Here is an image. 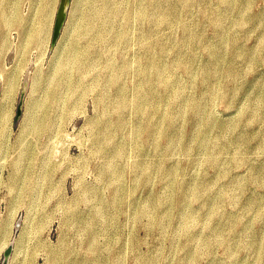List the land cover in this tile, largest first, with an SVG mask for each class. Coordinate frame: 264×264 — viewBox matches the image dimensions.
<instances>
[{"label": "rangeland", "instance_id": "obj_1", "mask_svg": "<svg viewBox=\"0 0 264 264\" xmlns=\"http://www.w3.org/2000/svg\"><path fill=\"white\" fill-rule=\"evenodd\" d=\"M37 2L0 33V264H264V0H69L54 45Z\"/></svg>", "mask_w": 264, "mask_h": 264}, {"label": "bare ground", "instance_id": "obj_2", "mask_svg": "<svg viewBox=\"0 0 264 264\" xmlns=\"http://www.w3.org/2000/svg\"><path fill=\"white\" fill-rule=\"evenodd\" d=\"M24 1L25 0H2L0 2V33H4L3 30H5V28H4L5 26H14L15 29H18V30H20L22 32L23 31H26L25 28H23V26H22L24 20L26 19V17H25L26 15L20 13V9H21V6H22V4H23ZM26 1H35V0H26ZM38 1H39V2H37L38 3V6L36 8H33V10H30L29 11V14L27 13V18H30L31 14L32 15L33 14H35V15L37 14L38 15V25L34 29H31L32 31L29 30L30 33L27 35L28 36L27 37L28 39H35V40L36 39H38V40L42 39L43 30L45 28L44 27V24L48 21V19L50 17L55 18V16H57L56 10L60 6V3H61L62 0H38ZM7 2H9L11 4V7L12 8L10 10L6 6V3ZM26 44H27V42H26ZM78 45L79 44H77V43H73V45L71 47V52L69 54V59H68V61L63 62L62 64L58 65V69H57L58 70V73L63 74L64 72L67 71L68 64L71 61L72 62L73 61H78L80 58L84 57V56H81V54L79 53L80 50H79V46ZM233 74H235V73H233ZM0 75L3 78H7V73H6V71H5V69H4V67H3V65H2L1 62H0ZM230 77L235 78L233 76H230ZM7 80H8V84H10V85H12L14 83L13 80L11 81V77H9ZM26 85H27V82L25 83V86ZM25 88L26 87H24V89ZM6 92H7V90H6ZM213 96H215V95H213Z\"/></svg>", "mask_w": 264, "mask_h": 264}, {"label": "water", "instance_id": "obj_3", "mask_svg": "<svg viewBox=\"0 0 264 264\" xmlns=\"http://www.w3.org/2000/svg\"><path fill=\"white\" fill-rule=\"evenodd\" d=\"M68 6H69V0H62L57 12V16H56V22H55V26H54V32H53V37H52V45H54L57 40L59 39L61 33H62V28L64 25V21L66 18V13L68 10ZM23 103V98L21 99V104ZM20 112V111H19ZM13 251V247L9 246L8 248H6V250L4 251V259L3 262L1 264H9V258L12 254Z\"/></svg>", "mask_w": 264, "mask_h": 264}]
</instances>
